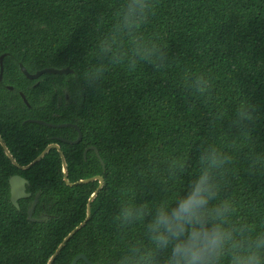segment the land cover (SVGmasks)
Masks as SVG:
<instances>
[{
  "label": "trees",
  "instance_id": "trees-1",
  "mask_svg": "<svg viewBox=\"0 0 264 264\" xmlns=\"http://www.w3.org/2000/svg\"><path fill=\"white\" fill-rule=\"evenodd\" d=\"M152 2L148 22L129 28L121 0H0L5 145L25 166L57 143L71 183L98 175L105 181L91 219L53 264H72L80 254L118 264L131 244L147 242L142 224L121 227L115 219L120 205L182 193L198 155L213 147L231 157L221 198L232 199L243 222L264 228V0ZM19 64L29 73L72 72L31 80ZM241 106L255 109L254 123L236 122ZM31 121L77 125L82 140L73 143L75 127ZM90 147L100 158L89 149L84 159ZM173 162L185 171L172 176ZM13 175L25 178L32 194L19 209L10 202ZM98 186L66 184L57 149L21 170L0 144V264H47L86 219ZM36 196L33 217L42 221L33 222L27 211Z\"/></svg>",
  "mask_w": 264,
  "mask_h": 264
},
{
  "label": "clouds",
  "instance_id": "clouds-1",
  "mask_svg": "<svg viewBox=\"0 0 264 264\" xmlns=\"http://www.w3.org/2000/svg\"><path fill=\"white\" fill-rule=\"evenodd\" d=\"M119 14L130 22L129 28L139 27L154 14V4L152 0L126 4L121 0ZM254 113L255 109L241 106L236 122L241 126L254 123ZM230 161L229 155L213 147L198 155L182 193L153 204L122 203L115 219L121 227L142 224L147 242L131 244L118 264H264V228L243 222L232 199L220 196L223 172ZM185 168L183 162H173L171 175Z\"/></svg>",
  "mask_w": 264,
  "mask_h": 264
},
{
  "label": "water",
  "instance_id": "water-1",
  "mask_svg": "<svg viewBox=\"0 0 264 264\" xmlns=\"http://www.w3.org/2000/svg\"><path fill=\"white\" fill-rule=\"evenodd\" d=\"M4 58L5 55H2L0 57V81L3 80V74H4ZM19 68L20 71L28 78V79H38L42 74L45 73H52V74H69L72 72V70L70 68H62V69H57V68H45L43 70H39L36 73H29L27 72V70L25 69V67L21 64H19ZM8 89L12 90L11 86H8ZM21 98L23 99V101L25 102L26 105H28L23 93H19ZM32 123H36L39 125H44V126H48V127H75L78 130V138L77 140H75L73 143H80L82 140V133L80 131L79 126L77 125H61V126H54V125H48L45 122H41V121H31ZM0 144L2 145V147L4 148L5 151V155L6 157L10 160V162L17 168L21 169V170H27L33 166H35L38 162H40L52 149H57L61 155L62 158V168H63V175H64V180L66 182V184H68L69 186H75V185H79V184H87V183H91V182H95L98 181L99 182V186L97 187V189L93 192V194L90 196V199L88 201V205H87V213H86V219L80 223L77 227H75L69 234L68 236L65 238L64 241H62V243L58 246V248L56 249L55 253L50 257L49 261L47 262V264H53L55 259L57 258V256L60 254V252L62 251V249H64L68 243V241H70L73 236L75 234H77L81 229H83L86 224L89 222V220L91 219L92 216V205L95 202V200L97 199V196L99 195V193L101 192V190L104 188L105 185V181L104 178L102 176H94L91 178H87V179H83L80 180L78 182L75 183H71L69 180V170H68V163L66 160V157L61 149V146L57 143H51L49 144L31 163H28L25 166H20L16 160L13 158V156L11 155L10 151L8 150L7 146L5 145L4 140L1 137L0 134ZM94 150L97 154V156L100 158V153L97 150V148L95 147H90L88 149L85 150L84 152V159H86L87 156V152L88 150ZM101 163L103 165V167L105 168V164L103 162L102 159ZM28 184V181L19 176V175H13L9 178V187H10V202L13 205V207H15L16 209H19L18 207V201L22 200V199H28V197H31L32 194L26 192V186ZM39 202V196H36V199L34 200L31 208L28 209L27 211V218L33 222L36 221H42V219H36L34 218V212L36 210V207L38 205ZM79 260H84L87 264H94L91 261H89V259L86 257L85 254H80L78 255L72 262V264H77Z\"/></svg>",
  "mask_w": 264,
  "mask_h": 264
}]
</instances>
